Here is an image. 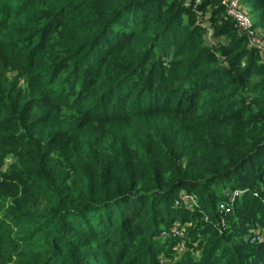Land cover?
Returning a JSON list of instances; mask_svg holds the SVG:
<instances>
[{
  "label": "trees",
  "instance_id": "obj_1",
  "mask_svg": "<svg viewBox=\"0 0 264 264\" xmlns=\"http://www.w3.org/2000/svg\"><path fill=\"white\" fill-rule=\"evenodd\" d=\"M263 178L264 51L222 0H0V264H264Z\"/></svg>",
  "mask_w": 264,
  "mask_h": 264
},
{
  "label": "built area",
  "instance_id": "obj_2",
  "mask_svg": "<svg viewBox=\"0 0 264 264\" xmlns=\"http://www.w3.org/2000/svg\"><path fill=\"white\" fill-rule=\"evenodd\" d=\"M224 4L225 13L231 17L236 25L237 30L240 33H243L249 40V42L256 47H258L261 51H264V33L252 26V21L248 15L247 9L243 6L240 0H222ZM262 33H261V32ZM264 180V178H263ZM235 192H227L228 203L220 204L219 209V223L221 225L224 224L226 215L229 213L231 209V205L233 202V197ZM254 195H258L256 191H254ZM196 202V197L194 194L186 191H181L178 194V197L175 199V204H185L192 207ZM184 228L174 227L172 236L174 238L182 239L184 235ZM264 233V230H263ZM262 232L260 230H254L253 235L251 237V242L260 241L262 239ZM182 242V241H181ZM179 253L184 251L183 243H179L176 247Z\"/></svg>",
  "mask_w": 264,
  "mask_h": 264
},
{
  "label": "rangeland",
  "instance_id": "obj_3",
  "mask_svg": "<svg viewBox=\"0 0 264 264\" xmlns=\"http://www.w3.org/2000/svg\"><path fill=\"white\" fill-rule=\"evenodd\" d=\"M246 5V9H247V11H248V15H249V17L252 19V20H254L255 18H256V16H257V11H255V10H251V8H250V6L248 5V4H245ZM261 32V31H260ZM262 33V32H261ZM228 192V190L225 192V194ZM258 231V230H257ZM172 260H174V258L173 259H171V262H176L175 260L174 261H172ZM166 261V260H165ZM170 262V261H169ZM161 264H166V262L164 263V260L162 259L161 260Z\"/></svg>",
  "mask_w": 264,
  "mask_h": 264
}]
</instances>
